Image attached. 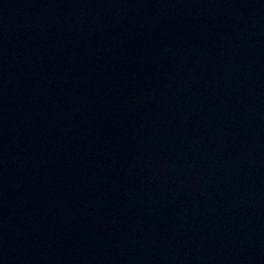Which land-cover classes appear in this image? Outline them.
<instances>
[{"label":"water","instance_id":"1","mask_svg":"<svg viewBox=\"0 0 264 264\" xmlns=\"http://www.w3.org/2000/svg\"><path fill=\"white\" fill-rule=\"evenodd\" d=\"M0 264H264V0H0Z\"/></svg>","mask_w":264,"mask_h":264}]
</instances>
